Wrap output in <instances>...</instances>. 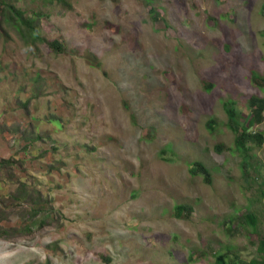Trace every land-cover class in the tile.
<instances>
[{
	"label": "rangeland",
	"instance_id": "374dc122",
	"mask_svg": "<svg viewBox=\"0 0 264 264\" xmlns=\"http://www.w3.org/2000/svg\"><path fill=\"white\" fill-rule=\"evenodd\" d=\"M262 79L264 0H0V264H264Z\"/></svg>",
	"mask_w": 264,
	"mask_h": 264
},
{
	"label": "trees",
	"instance_id": "16d2710c",
	"mask_svg": "<svg viewBox=\"0 0 264 264\" xmlns=\"http://www.w3.org/2000/svg\"><path fill=\"white\" fill-rule=\"evenodd\" d=\"M13 10V7H9V9ZM14 11V10H13ZM15 12V11H14ZM18 13V12H15ZM19 14V13H18ZM21 16V19L24 21V23L26 24V26L28 28H33L32 30H34L33 24L31 22V20L29 19H25L23 17V15H19ZM34 32V31H32ZM29 35H31V33H29ZM29 35L27 36L29 38ZM38 35V34H37ZM37 35L34 37L36 38ZM53 47L57 50L60 51L61 50V45L58 43V41H54L53 43ZM263 83H264V79ZM210 89L214 87L213 84H210ZM249 107L251 108L252 114H253V118L250 120L249 122V127L253 126L254 124H256V122H259L263 119V115H262V111L264 108V100L263 99H259L257 97H254L250 100V103L248 104ZM227 114L230 116V128L235 132L238 133V128H239V124H238V120L237 117L239 116V110H238V104L234 101H228V102H224L223 104ZM209 129H212V125L211 123H208ZM249 142H257V144L262 145L264 143V136L263 133H251L248 131L247 127H242L241 133L237 134L236 137V141H235V145L237 147V149H239L240 151H242L245 155H247L249 153V146L248 143ZM243 165L247 166L248 165V161H246V159H243ZM203 172L205 175V179L209 180L210 178V172L208 171V169H206L204 166H202V164L200 162H196V164L194 165V167H191V172L192 173H197V172ZM242 219V217H241ZM247 223L249 222L251 225L256 226L257 225V217L254 216L252 213L248 214L246 220ZM259 253L264 254V242L261 244L260 248H259ZM217 264H224L223 261H219Z\"/></svg>",
	"mask_w": 264,
	"mask_h": 264
},
{
	"label": "clouds",
	"instance_id": "9594fccd",
	"mask_svg": "<svg viewBox=\"0 0 264 264\" xmlns=\"http://www.w3.org/2000/svg\"><path fill=\"white\" fill-rule=\"evenodd\" d=\"M262 82H263V81H262ZM251 99H252V98H251ZM251 99H250V100H251ZM263 100H264V99H263Z\"/></svg>",
	"mask_w": 264,
	"mask_h": 264
}]
</instances>
